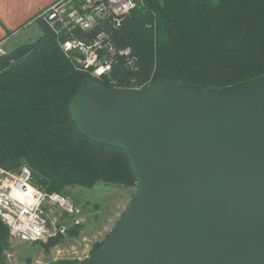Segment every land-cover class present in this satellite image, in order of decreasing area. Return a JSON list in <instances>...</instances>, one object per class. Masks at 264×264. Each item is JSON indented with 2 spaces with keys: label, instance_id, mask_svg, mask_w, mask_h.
Here are the masks:
<instances>
[{
  "label": "water",
  "instance_id": "95a60500",
  "mask_svg": "<svg viewBox=\"0 0 264 264\" xmlns=\"http://www.w3.org/2000/svg\"><path fill=\"white\" fill-rule=\"evenodd\" d=\"M69 110L126 153L137 185L86 261L50 264H264V74L225 87L88 77Z\"/></svg>",
  "mask_w": 264,
  "mask_h": 264
},
{
  "label": "trees",
  "instance_id": "16d2710c",
  "mask_svg": "<svg viewBox=\"0 0 264 264\" xmlns=\"http://www.w3.org/2000/svg\"><path fill=\"white\" fill-rule=\"evenodd\" d=\"M41 29L35 40L0 56V165L16 170L25 164L36 185L68 197L75 186L137 185L126 153L83 135L71 117L70 102L85 78L107 88L143 87L162 78L225 87L264 74V0H138L110 30L117 49L131 47L138 68L118 55L110 76L100 78L63 52L43 20ZM9 239L0 218V263Z\"/></svg>",
  "mask_w": 264,
  "mask_h": 264
},
{
  "label": "built area",
  "instance_id": "2783aa9c",
  "mask_svg": "<svg viewBox=\"0 0 264 264\" xmlns=\"http://www.w3.org/2000/svg\"><path fill=\"white\" fill-rule=\"evenodd\" d=\"M137 5L138 0H57L34 20L47 22L63 52L100 78L110 74L118 55L126 56L128 64L135 62L131 47L114 46L110 30L119 28L125 14ZM4 41H0V55L5 53ZM82 213L70 197L36 185L27 165L16 170L0 165V218L11 238L47 242L66 235L68 223L81 224Z\"/></svg>",
  "mask_w": 264,
  "mask_h": 264
},
{
  "label": "rangeland",
  "instance_id": "374dc122",
  "mask_svg": "<svg viewBox=\"0 0 264 264\" xmlns=\"http://www.w3.org/2000/svg\"><path fill=\"white\" fill-rule=\"evenodd\" d=\"M41 34V21L33 20L31 26L23 33L8 42L5 39L4 54L21 43L35 40ZM134 63L132 68L137 69V64ZM135 190V187L104 183H98L92 188L80 186L70 188L69 197L83 210V221L77 224L80 226L79 230L69 234V230L77 225L68 223L66 235L50 247L46 244L48 241L24 242L10 237L6 260L0 264H50L60 259L84 261L97 243L103 241L114 229L128 207Z\"/></svg>",
  "mask_w": 264,
  "mask_h": 264
},
{
  "label": "crops",
  "instance_id": "0c3cea01",
  "mask_svg": "<svg viewBox=\"0 0 264 264\" xmlns=\"http://www.w3.org/2000/svg\"><path fill=\"white\" fill-rule=\"evenodd\" d=\"M57 0H0V41L7 42L31 26L35 16Z\"/></svg>",
  "mask_w": 264,
  "mask_h": 264
}]
</instances>
